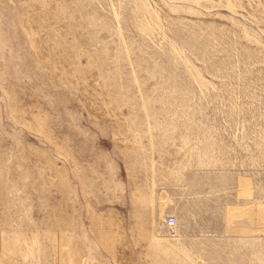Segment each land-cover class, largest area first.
<instances>
[{
  "label": "rangeland",
  "instance_id": "1",
  "mask_svg": "<svg viewBox=\"0 0 264 264\" xmlns=\"http://www.w3.org/2000/svg\"><path fill=\"white\" fill-rule=\"evenodd\" d=\"M0 264H264V0H0Z\"/></svg>",
  "mask_w": 264,
  "mask_h": 264
},
{
  "label": "built area",
  "instance_id": "2",
  "mask_svg": "<svg viewBox=\"0 0 264 264\" xmlns=\"http://www.w3.org/2000/svg\"><path fill=\"white\" fill-rule=\"evenodd\" d=\"M166 222H167L170 226H174L175 223H176V218L173 217V216H171V217H169V218L167 219Z\"/></svg>",
  "mask_w": 264,
  "mask_h": 264
},
{
  "label": "bare ground",
  "instance_id": "3",
  "mask_svg": "<svg viewBox=\"0 0 264 264\" xmlns=\"http://www.w3.org/2000/svg\"><path fill=\"white\" fill-rule=\"evenodd\" d=\"M166 224L168 225V226H170L167 222H166ZM172 227V226H171Z\"/></svg>",
  "mask_w": 264,
  "mask_h": 264
}]
</instances>
